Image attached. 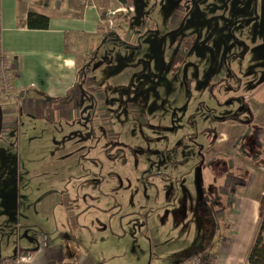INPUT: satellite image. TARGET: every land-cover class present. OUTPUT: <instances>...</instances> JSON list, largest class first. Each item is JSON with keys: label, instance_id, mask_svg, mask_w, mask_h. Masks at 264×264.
Masks as SVG:
<instances>
[{"label": "rangeland", "instance_id": "1", "mask_svg": "<svg viewBox=\"0 0 264 264\" xmlns=\"http://www.w3.org/2000/svg\"><path fill=\"white\" fill-rule=\"evenodd\" d=\"M66 1L73 13L98 9L99 29L115 36L77 35L96 52L76 83L88 116L81 106L78 121L37 124L20 140L18 125L3 126L0 259L56 227L84 230L70 244L97 264H183L222 248L227 264L238 198L264 193V0H131L133 12L117 0ZM58 198L79 202L71 228L54 225Z\"/></svg>", "mask_w": 264, "mask_h": 264}, {"label": "crops", "instance_id": "2", "mask_svg": "<svg viewBox=\"0 0 264 264\" xmlns=\"http://www.w3.org/2000/svg\"><path fill=\"white\" fill-rule=\"evenodd\" d=\"M117 1L120 3L119 0ZM129 6L131 7V4ZM30 12L48 16L49 29H28L25 24ZM98 12V9L91 12L85 8L80 14L73 13L66 0H0V44L3 50L16 56L21 75L16 81L18 103L11 100L5 104L3 123L9 131L16 128V125L19 126L17 140L21 139L22 133L27 132V128L38 127L37 124L51 126L60 122L78 121L77 117L81 116V106L84 109L83 117L90 114L91 104L93 108L92 101L87 97L82 99L76 97L77 93L81 94L85 90L84 87L76 84L77 77L80 78L78 55L74 51L66 54L65 45L67 34L86 36L90 39L98 38L101 35ZM128 33L130 31L127 32V36L130 35ZM113 35L115 36V34L111 36ZM78 41L87 53L88 47H84L81 40ZM84 54L82 53V60L85 57ZM86 92L85 90V95ZM85 110L89 113L87 114ZM6 117H9L7 122ZM81 143L83 152L87 154L90 146L84 151L88 144ZM260 169L264 170V166ZM62 193L64 197L69 198L66 186ZM244 195L237 200L239 214L235 218L236 234L227 264H244L259 223V199ZM56 202V207L48 206L53 209H49V212L54 225L58 218L71 228L68 219L74 218L72 217L75 211L74 206L79 202L59 198ZM46 207L47 205L44 204L42 211L45 212ZM62 228L65 229V227ZM73 228L79 230L74 224ZM83 231L81 230L77 236L74 235L75 237H70L71 235L67 232L59 231L56 227L52 231L42 230L36 237L37 240L40 236L46 239L44 246L37 244L35 239V246L21 247L19 244L16 249L3 257L14 255L17 249H27L33 251L28 264H97L91 254L81 252L76 254L77 249L74 251L70 244L71 240L76 247L82 243ZM242 233H246L247 238L241 252L243 243L241 244L239 240L243 236ZM32 238L27 237L28 240ZM223 251L224 248L220 251V257L227 260L228 255L222 257Z\"/></svg>", "mask_w": 264, "mask_h": 264}, {"label": "trees", "instance_id": "3", "mask_svg": "<svg viewBox=\"0 0 264 264\" xmlns=\"http://www.w3.org/2000/svg\"><path fill=\"white\" fill-rule=\"evenodd\" d=\"M119 1L122 4L128 6L129 4H131V0H119ZM119 19H121L122 20L121 22L124 24H127L130 21L128 15H124V14H119ZM121 24H120V28L123 29V33H122L123 34L122 38H123L128 31L127 29L124 28V25ZM25 26L30 30H48L50 27V18L45 15L30 12L27 16ZM99 34H101V37H103L106 41L112 34H115V31L113 30L112 32H106V31L104 32L99 29ZM66 40H67L65 45L66 54H70L71 51H74L76 53L77 49L81 50L83 54L85 53V50H83V47L78 41L77 35L67 34ZM86 52L87 53L84 54L85 57L82 61V64L77 63L79 67L80 78L82 79L86 78L87 73L93 64V61L96 58V52H93L89 49H87ZM180 59H181L180 53H177L173 57V61L175 64ZM212 143L214 144L215 141ZM20 252L23 255L29 257L33 253V251L27 249H20ZM5 257H2L0 260H2ZM244 264H264V195L259 200V223L257 225L254 237L252 239V243L247 251Z\"/></svg>", "mask_w": 264, "mask_h": 264}, {"label": "built area", "instance_id": "4", "mask_svg": "<svg viewBox=\"0 0 264 264\" xmlns=\"http://www.w3.org/2000/svg\"><path fill=\"white\" fill-rule=\"evenodd\" d=\"M130 11L133 12L134 9L131 7ZM109 32H112V30ZM19 77L20 71L15 56L3 50L0 44V104L2 108L11 100L18 103L16 81ZM45 241V238L42 236L39 237L40 245L44 246ZM29 258V256L23 255L19 249L14 255L0 260V264H28ZM221 259V257H202L198 254H194L189 259H186L183 264H220Z\"/></svg>", "mask_w": 264, "mask_h": 264}, {"label": "water", "instance_id": "5", "mask_svg": "<svg viewBox=\"0 0 264 264\" xmlns=\"http://www.w3.org/2000/svg\"><path fill=\"white\" fill-rule=\"evenodd\" d=\"M3 122H4V113H3V108L0 104V136L3 132ZM199 178H200V171H198L197 174V183L199 182Z\"/></svg>", "mask_w": 264, "mask_h": 264}, {"label": "flooded vegetation", "instance_id": "6", "mask_svg": "<svg viewBox=\"0 0 264 264\" xmlns=\"http://www.w3.org/2000/svg\"><path fill=\"white\" fill-rule=\"evenodd\" d=\"M3 126H4V123H3ZM2 134H3V132H2ZM2 134H1V136H0V140H1V138H2Z\"/></svg>", "mask_w": 264, "mask_h": 264}]
</instances>
